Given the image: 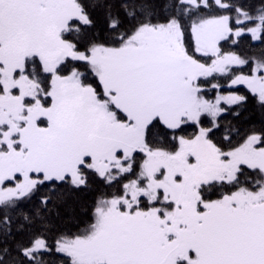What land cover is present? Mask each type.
Segmentation results:
<instances>
[{"label":"snow or ice","instance_id":"1","mask_svg":"<svg viewBox=\"0 0 264 264\" xmlns=\"http://www.w3.org/2000/svg\"><path fill=\"white\" fill-rule=\"evenodd\" d=\"M0 264H264V0H0Z\"/></svg>","mask_w":264,"mask_h":264},{"label":"trees","instance_id":"2","mask_svg":"<svg viewBox=\"0 0 264 264\" xmlns=\"http://www.w3.org/2000/svg\"><path fill=\"white\" fill-rule=\"evenodd\" d=\"M241 47H243V48H246V47H247V45H246V44H244V43H242ZM240 91H241V92H244V91H245V89L241 88V89H240Z\"/></svg>","mask_w":264,"mask_h":264}]
</instances>
